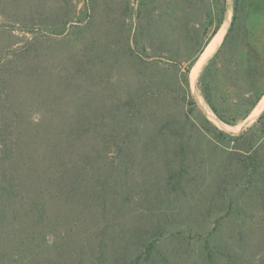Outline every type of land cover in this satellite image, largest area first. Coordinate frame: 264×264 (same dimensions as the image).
<instances>
[{"label": "rangeland", "instance_id": "374dc122", "mask_svg": "<svg viewBox=\"0 0 264 264\" xmlns=\"http://www.w3.org/2000/svg\"><path fill=\"white\" fill-rule=\"evenodd\" d=\"M226 2L189 87L224 0H0V264H264V96L229 124L199 84L221 49L227 115L264 74V0L222 48Z\"/></svg>", "mask_w": 264, "mask_h": 264}, {"label": "trees", "instance_id": "16d2710c", "mask_svg": "<svg viewBox=\"0 0 264 264\" xmlns=\"http://www.w3.org/2000/svg\"><path fill=\"white\" fill-rule=\"evenodd\" d=\"M226 1L227 0H224L222 7L218 10V13L216 14L217 23H216L214 30L212 31V34L209 36L206 42V45L211 40L213 35L220 29V27L223 25L225 21V17L228 11V6H227ZM238 30H244L247 32L248 26L240 10V0H235L234 14H233L231 26L223 42L222 48H224V46H226V44L230 42V39L234 36V33L238 32ZM221 51L222 50L220 49L218 53L216 54V57L212 59L209 65L205 67L200 77L199 84L203 90L204 98L206 99L207 103L209 104L210 108L214 111L216 116L220 120L225 121L229 124H237L239 120V118L237 117L240 116L243 119L247 118L250 115V113L253 111V109L256 107V105L259 103L261 98L263 97L264 95V74L259 77V80H257L258 86H256L255 89L253 90V93H254L253 96L246 97V98L243 97L241 99L242 102L234 104L236 106V110L231 109L232 112H230L229 110L230 112L229 114L227 115L223 114L222 112L219 111V108L215 102V95H214L215 79L216 77L220 75V72L222 70V64L220 63V60L218 59L220 58ZM197 59L198 57L192 59L191 62L188 64V66L184 70V73L186 75V84L189 87H190V72H191L192 66L197 61ZM254 80L256 79L254 78ZM184 99L186 100V95L184 96ZM238 109H242V110H238ZM263 118H264V114L262 115L261 119L258 120V122L256 123V129L260 133L264 132V121H262ZM244 134L246 133H243L240 136L234 137L233 139L238 140L239 138L244 137ZM220 135H227V134L221 131ZM251 138H255V137L252 136ZM254 148L255 147L252 146L251 151L250 152L248 151L247 154L242 156V158L239 160L242 162L243 168L248 171V177L250 181H252L253 179H256L254 182L252 181L253 185L256 186L259 183V179L264 180V171H263L264 157L260 154V152H258V150ZM73 179L77 180L76 177L74 176H73ZM154 249H155V241L150 242L148 244L147 249H146V253H147L146 257H149L151 253L154 251ZM208 250L209 251L207 254V258H206L208 264H216L214 257H213L214 253H213L212 247H209Z\"/></svg>", "mask_w": 264, "mask_h": 264}, {"label": "bare ground", "instance_id": "6f19581e", "mask_svg": "<svg viewBox=\"0 0 264 264\" xmlns=\"http://www.w3.org/2000/svg\"><path fill=\"white\" fill-rule=\"evenodd\" d=\"M221 37H223L222 36V32H221V30H219L217 32V34L214 36V38L211 40V42L208 44L205 52L202 54V56L198 60L197 64L194 66V68L192 70L193 73H196L197 72V70L200 67L202 61L214 50V48L217 46L218 42L220 41Z\"/></svg>", "mask_w": 264, "mask_h": 264}, {"label": "water", "instance_id": "95a60500", "mask_svg": "<svg viewBox=\"0 0 264 264\" xmlns=\"http://www.w3.org/2000/svg\"><path fill=\"white\" fill-rule=\"evenodd\" d=\"M222 26H223V25H222ZM222 26H221V27H222ZM221 27H220V28H221ZM219 30H220V29H219ZM219 30H218V31H219ZM218 31H217V32H218ZM217 32L213 35L212 39H213L214 36L217 34ZM212 39H211V40H212ZM211 40L208 42V44L211 42ZM205 50H206V49H204V51H202L201 54H203V53L205 52ZM200 56H201V55H200ZM200 56L198 57L197 61L194 63V65L192 66V68L195 66V64H197L198 60L200 59ZM191 71H192V69H191ZM190 73H191V72H190ZM263 96H264V95H263Z\"/></svg>", "mask_w": 264, "mask_h": 264}]
</instances>
